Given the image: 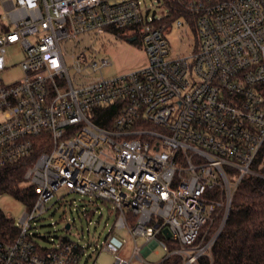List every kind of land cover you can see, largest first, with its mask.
Wrapping results in <instances>:
<instances>
[{
    "label": "built area",
    "instance_id": "1",
    "mask_svg": "<svg viewBox=\"0 0 264 264\" xmlns=\"http://www.w3.org/2000/svg\"><path fill=\"white\" fill-rule=\"evenodd\" d=\"M164 5L150 17L138 0H0V168L28 159L19 188L34 193L0 264L88 263L77 243L41 248L30 232L62 188L113 205L132 241L127 258L107 238L113 264L212 262L236 188L264 178V0ZM172 25L191 33L188 54L173 50ZM107 37L138 41L146 67L104 78L111 63L93 43ZM15 46L22 77L8 83Z\"/></svg>",
    "mask_w": 264,
    "mask_h": 264
},
{
    "label": "rangeland",
    "instance_id": "2",
    "mask_svg": "<svg viewBox=\"0 0 264 264\" xmlns=\"http://www.w3.org/2000/svg\"><path fill=\"white\" fill-rule=\"evenodd\" d=\"M138 1H140L141 11L143 13L147 11L150 17H159L167 11L164 0ZM188 37H182L181 30L175 25H172L171 31L167 34L173 50L182 54H188L192 49V45H189L192 37L190 32H188ZM102 42H104L103 46H101ZM93 46L100 50L101 56L106 57L111 63L102 71V75L106 79L146 67V55L138 41L107 37L103 41L93 43ZM22 59L20 48L17 46L7 48L8 70L2 74L6 82H14L22 77L19 68ZM56 199L58 201L31 223L30 232L35 235L34 241L38 246L49 249L65 241H71L86 248L82 262L87 256H90L87 264H92L94 260L97 264H113L112 255L101 249L103 243L111 236L110 243L118 250H123L125 257H130L132 241L124 247L123 241L128 239V235L126 231L114 228L117 217L111 203L97 200L91 196L67 192L64 188L57 191ZM0 209L15 224H18L21 215L26 211L23 203L9 195L0 197ZM67 224L70 226L68 230L65 229ZM111 229H113L112 233H110ZM142 243L143 240H137L139 246ZM163 255L164 252L160 248H156L153 253L147 256L146 260L158 262Z\"/></svg>",
    "mask_w": 264,
    "mask_h": 264
},
{
    "label": "trees",
    "instance_id": "3",
    "mask_svg": "<svg viewBox=\"0 0 264 264\" xmlns=\"http://www.w3.org/2000/svg\"><path fill=\"white\" fill-rule=\"evenodd\" d=\"M180 16L173 12L170 20ZM109 113L110 111H106ZM37 145V144H36ZM35 145V152L47 150V143ZM37 155H32L33 160ZM30 161L24 160L0 168V197L9 195L19 202L31 203L32 189H21L24 174ZM264 174V170L260 171ZM221 211L206 235L208 239L220 225ZM17 234L14 222L0 209V240L10 242ZM212 262L206 258L199 264H264V178L250 175L236 188L227 219L211 249ZM180 259L171 257L163 264H180Z\"/></svg>",
    "mask_w": 264,
    "mask_h": 264
},
{
    "label": "water",
    "instance_id": "4",
    "mask_svg": "<svg viewBox=\"0 0 264 264\" xmlns=\"http://www.w3.org/2000/svg\"><path fill=\"white\" fill-rule=\"evenodd\" d=\"M69 228H70V226L67 224V225L65 226V229L68 230Z\"/></svg>",
    "mask_w": 264,
    "mask_h": 264
}]
</instances>
